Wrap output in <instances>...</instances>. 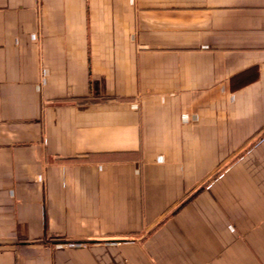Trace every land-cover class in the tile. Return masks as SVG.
<instances>
[{
	"label": "crops",
	"instance_id": "crops-1",
	"mask_svg": "<svg viewBox=\"0 0 264 264\" xmlns=\"http://www.w3.org/2000/svg\"><path fill=\"white\" fill-rule=\"evenodd\" d=\"M0 264H264V0H0Z\"/></svg>",
	"mask_w": 264,
	"mask_h": 264
}]
</instances>
